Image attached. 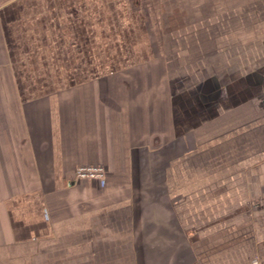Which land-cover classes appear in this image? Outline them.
Returning <instances> with one entry per match:
<instances>
[{
  "label": "crops",
  "instance_id": "obj_1",
  "mask_svg": "<svg viewBox=\"0 0 264 264\" xmlns=\"http://www.w3.org/2000/svg\"><path fill=\"white\" fill-rule=\"evenodd\" d=\"M189 4L0 0V264H264V0ZM191 117L258 152L205 227L172 197Z\"/></svg>",
  "mask_w": 264,
  "mask_h": 264
},
{
  "label": "rangeland",
  "instance_id": "obj_2",
  "mask_svg": "<svg viewBox=\"0 0 264 264\" xmlns=\"http://www.w3.org/2000/svg\"><path fill=\"white\" fill-rule=\"evenodd\" d=\"M158 1L163 2V0ZM169 1L172 3L173 0H164V2ZM180 1H183L184 7H190L192 12V6L189 4L192 3V0ZM184 32L192 33V23L188 24V28ZM174 45L176 46V43L168 42V47H174ZM177 47L180 46L177 45ZM180 49V54H184L183 46ZM177 58L179 55L174 57L175 60ZM184 59L185 62H182L181 65L192 63L190 54ZM187 122L190 127L180 139V150L173 154L175 155L174 159L179 161V163L176 161L178 170L175 169L179 181L172 185H180V190L178 193H172V197L175 203L179 202L180 221L182 223L189 222L191 226L196 224L205 227L204 225L207 223H220L223 221L222 219L228 218L221 216V189L234 190V192L235 190H243L246 198L241 200L245 203L249 201L251 184L246 175L248 170L252 169L251 165L248 164L254 162L258 153L253 154V142L256 139L253 138L252 134L221 136L217 133H208L207 135H199L196 133V128L192 129V117ZM211 129L219 130L215 127ZM243 144L245 145L244 148L242 147ZM244 149L246 152L243 151ZM228 160H231L229 165ZM233 197L234 199L230 198L232 202L240 199H236V195ZM230 217H233L232 214Z\"/></svg>",
  "mask_w": 264,
  "mask_h": 264
},
{
  "label": "built area",
  "instance_id": "obj_3",
  "mask_svg": "<svg viewBox=\"0 0 264 264\" xmlns=\"http://www.w3.org/2000/svg\"><path fill=\"white\" fill-rule=\"evenodd\" d=\"M106 175L107 171L102 166H80L75 171L74 177L77 181L98 180L104 182Z\"/></svg>",
  "mask_w": 264,
  "mask_h": 264
}]
</instances>
